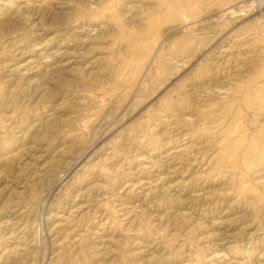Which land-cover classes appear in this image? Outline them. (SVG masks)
<instances>
[{
	"label": "rangeland",
	"instance_id": "1",
	"mask_svg": "<svg viewBox=\"0 0 264 264\" xmlns=\"http://www.w3.org/2000/svg\"><path fill=\"white\" fill-rule=\"evenodd\" d=\"M0 264H264V1L0 0Z\"/></svg>",
	"mask_w": 264,
	"mask_h": 264
},
{
	"label": "built area",
	"instance_id": "2",
	"mask_svg": "<svg viewBox=\"0 0 264 264\" xmlns=\"http://www.w3.org/2000/svg\"><path fill=\"white\" fill-rule=\"evenodd\" d=\"M258 1H264V0H258Z\"/></svg>",
	"mask_w": 264,
	"mask_h": 264
}]
</instances>
